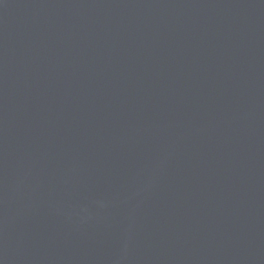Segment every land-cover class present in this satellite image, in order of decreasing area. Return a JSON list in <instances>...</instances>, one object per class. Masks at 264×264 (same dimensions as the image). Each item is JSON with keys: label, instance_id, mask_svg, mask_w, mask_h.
<instances>
[{"label": "water", "instance_id": "obj_1", "mask_svg": "<svg viewBox=\"0 0 264 264\" xmlns=\"http://www.w3.org/2000/svg\"><path fill=\"white\" fill-rule=\"evenodd\" d=\"M0 264H264V0H0Z\"/></svg>", "mask_w": 264, "mask_h": 264}]
</instances>
